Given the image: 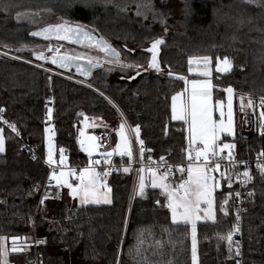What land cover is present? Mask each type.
<instances>
[{"label": "trees", "instance_id": "obj_1", "mask_svg": "<svg viewBox=\"0 0 264 264\" xmlns=\"http://www.w3.org/2000/svg\"><path fill=\"white\" fill-rule=\"evenodd\" d=\"M149 4L151 8L146 7ZM64 21L94 30L120 53L122 64L143 68L150 59L145 49L162 39L161 71L140 70V75L129 80L137 69L100 63L91 80L81 84L0 55V114L19 132L18 137L3 132L0 236L9 238V247L13 236L26 244L24 251L9 255V264H27L33 256L37 264H192L191 228L170 221L168 209L161 206L166 201L160 191L146 188L143 197L135 191L129 204L132 171H122L128 167L127 156H122L124 166L112 170L105 181L111 189L109 205L67 208L64 194L60 202L44 200L41 204L38 199L47 177L43 160L48 124L54 133L56 160L65 147L70 167L88 164L77 142L81 131L103 128L116 133L123 120L132 129L139 125L143 147L151 149L145 151L144 161L148 156L182 161V149L187 146L185 125L171 120L170 101L184 87L177 77H188V58L204 56L212 65L225 57L231 64L225 74L212 73V96L214 101H222L224 89L231 86L234 90V154L251 161L248 166L254 183V194L245 203L242 264H264V177L252 165L264 150V137L258 129L259 110H264L260 107L264 96V0H0V50L34 61L32 55L40 53L35 50L39 45L73 46L30 37L35 29ZM242 95L245 100L251 97L256 107L242 111L237 101ZM95 155L98 165H105L104 156L96 151ZM113 155L118 163L121 155ZM223 182L224 191L214 195L215 220L196 225L197 264H236L233 247L230 252L227 240L219 238L226 237L234 225L232 197L228 215L219 211L229 193ZM141 233L144 242L137 255ZM34 236L45 237L47 244L34 249Z\"/></svg>", "mask_w": 264, "mask_h": 264}, {"label": "snow or ice", "instance_id": "obj_2", "mask_svg": "<svg viewBox=\"0 0 264 264\" xmlns=\"http://www.w3.org/2000/svg\"><path fill=\"white\" fill-rule=\"evenodd\" d=\"M248 3H254L256 0H247ZM140 5H137L139 9ZM151 8V5H146ZM141 13L138 11L137 15ZM19 18V14H18ZM32 36H40L45 40H48L50 36H55L58 40H68L72 36L86 37L89 40L92 39L91 34L85 31V26L80 24L72 25L68 21H64L62 24L55 26H48L40 31L31 33ZM79 42V40L75 41ZM162 39H156L151 43V46L147 49L151 53V58L147 62V68H143L142 65L122 64L120 61V53L109 45L102 37L95 41V47L108 57V62H115L120 64L123 68H135L137 69L136 75H140V70L154 69L157 72L161 71L160 64L158 62V46L163 44ZM51 50V49H50ZM59 52V49L56 50ZM38 60L50 59L52 64L58 65L61 68H67L69 65L76 60H79L78 55H53L51 57H45L43 52L33 53ZM210 58L204 57H189L188 58V71L193 72L192 65L203 64L204 70L199 72L200 76H209L208 65ZM89 67H96L99 64V60L93 62L92 58L88 59ZM231 67L230 61L225 57L222 61L217 58L216 71L227 72ZM77 70L82 74L87 75V70L77 65ZM172 75L171 72L168 73ZM135 77H130L134 79ZM177 79L183 80L186 87L176 92L171 97V119L173 121H182L187 126L185 131L187 135L185 139L187 146L182 151L185 154L186 166L184 165H167L165 158L160 157L159 162L152 161V157L148 156V165H144V153L145 151H151V149H145L143 147V140L140 137V128L137 125L130 131L135 133L136 143L140 145V165L141 167L137 170L139 173L138 177V190L136 195L143 197L145 195V188L147 182H150L152 189H159L161 194L165 197L166 203L162 204V207H166L171 212V220L173 224L183 222L191 225V236H192V264H197V232L196 222L201 219L215 220V196L214 192L216 189L221 187L220 179H217L213 173H219L220 178L227 181L228 188L231 189L233 183V177L236 178V182L241 185H247L252 181L253 176L249 171L247 162L236 161L234 152L235 148L233 143H224L221 139L222 134L228 136H234V121H233V88L229 86L224 89L227 96V113L225 119V105L221 100H216L213 104L211 90L212 85L208 80H187L184 76H178ZM191 85L189 89L187 85ZM240 107L243 111L245 107L255 108L256 105L251 97L247 98L245 104V97H240ZM260 107L264 109V96L260 97ZM3 112V109H0ZM218 112L219 117L215 118L214 113ZM49 118L51 116V109H48ZM7 124L8 128L12 132L19 135L14 124L3 121ZM259 135L264 137V110L260 112L258 122ZM50 128H46L45 132H50ZM4 129L0 127V153L5 151V138L3 135ZM119 137V141L116 143L115 148L110 151L103 153L104 163L109 164L110 158L113 152L119 153L121 156L128 157V167H123L122 171L128 173L131 171V164L133 163V151L130 143L129 136L125 133V124L122 122L119 129L116 132ZM54 135V133H53ZM81 136H84L81 131ZM48 140V153L46 163L48 165L56 164L61 170L57 172L53 169L49 175V181H55L57 187L63 186L69 189L68 195L73 198H79L81 204H99L105 203L110 204L111 198L109 193L111 189L108 187L106 181L107 176L111 172L110 167L104 168L102 171H96V165L100 164L99 160H89L87 166L75 169L69 168L64 171L63 168L67 167L65 156V150L61 148L59 150V161L57 162L53 158L54 147L51 143V137H46ZM97 137L87 136L84 139H78L81 151L87 152L91 157L92 153L98 147L96 141ZM225 150L227 154L224 155ZM35 159V157H33ZM222 162L224 163L223 171H221ZM153 164L156 166L153 167ZM243 165L244 170L239 171V166ZM163 166V168H161ZM180 173L186 172V178L182 177L178 184L170 181V174L173 169ZM256 169L262 177H264V150L257 154ZM145 173L150 174L146 176ZM71 178V181H70ZM74 181V182H72ZM254 193L249 192L248 195L252 196ZM235 197L239 199L240 192L234 193ZM233 196L232 192H229L225 199L219 205V211L224 215H228L227 206L230 198ZM47 194L41 199L40 203L43 204L44 200L47 199ZM158 204L159 200L156 201ZM236 223L229 231L227 236H220L221 240H227L229 251L231 252L233 233L239 231L240 216L237 212L235 217ZM143 233H141L138 239V247L136 249L137 255L140 254L141 248L139 245L143 244ZM11 239V246L8 245V237L0 236V264H9L8 257L10 254L20 253L25 250L26 244L18 243L20 237L13 236ZM45 241H36L37 244L44 243ZM240 254L239 247L237 246L236 255ZM146 259V258H145ZM119 264V261H117ZM239 264V261H237Z\"/></svg>", "mask_w": 264, "mask_h": 264}, {"label": "built area", "instance_id": "obj_3", "mask_svg": "<svg viewBox=\"0 0 264 264\" xmlns=\"http://www.w3.org/2000/svg\"><path fill=\"white\" fill-rule=\"evenodd\" d=\"M6 54H8V52ZM0 55H2V54L0 53ZM8 55H10V54H8ZM8 55H3V56L13 59L12 55L11 56H8ZM19 61H22V62L28 64L27 60H19ZM34 67H36V66H34ZM37 68H39L41 70H44V69H42L40 67H37ZM44 71H46L48 73H51V74H54L56 76H60L62 78L68 79V80L73 81V82L79 81V80L71 77L70 75H66V74H64V73H62L60 71H57V70H54V69H51V68H50V71H48V70H44ZM79 82H82V81H79ZM79 82H77V83H79ZM123 122L126 125L127 131H128V136H129L130 143H131V146H132V151H133V163L131 164L132 176H131V185H130V191H129V202H131L132 199H133V196L135 194V190H136L135 189L136 188V182H137L138 174H139L137 170L141 167L140 162H139L140 161V154H139V148L140 147L136 143V138H135L134 133L130 131L132 128L128 125V123L125 120H123ZM0 127H2L4 130H7L10 133H14V132L11 131L10 128H8L7 124L3 123V119L1 117V114H0ZM93 136L98 138L97 141H96L98 147L95 150L96 154L98 156H102L103 153H106V152L110 151L113 148L112 147L113 137H112V132L111 131H109L107 129H103V128H97V129L93 130ZM15 137H18V135H16V133H15ZM24 147L27 150H29V148L27 146H24ZM63 149L65 150V153H64L65 156L68 157L67 148L63 147ZM232 151L234 152V149ZM226 154H227V150H225L224 155H226ZM234 156H235V154H234ZM59 158H60V156H59ZM117 158L119 160L118 163H116L114 161L115 155H112V157L110 158L109 164H107V165L106 164L105 165H98V166H96V169L100 172L106 167H110L112 170H116L119 166H124L122 164L123 157L119 156ZM159 160L160 159L152 160V161L159 162ZM235 160L238 161V162H240V161L247 162L248 165L251 163L250 160H241V159L236 158V156H235ZM56 161L58 162L59 159L56 160ZM165 161H166L167 165H173V166H176V165H184V166H186V163H187L186 160H185L184 152H183V160L182 161H169V160H166V159H165ZM43 162L47 166V177H46L45 182L43 184V187H42V189L40 191L38 203H40L41 199L44 198L46 194H47L48 198L45 199V200L60 202L62 200L63 194H64L63 193V187L62 186L57 187L54 182L49 181L50 172H52L53 169L58 170L60 168L57 167L56 164L51 165V166L48 165L45 160H43ZM148 163H149L148 161H144L145 167H147ZM224 163L225 162H222L221 171H223ZM256 163H257V157L254 158V161H252L253 169H254L255 172H257ZM155 166L156 165L153 164V167H155ZM161 168H163V166H161ZM243 170H244V167L241 164L239 166V171L242 172ZM185 175H186V172L182 174L180 172L175 171V168H174L173 172L170 174V181L173 182V183L178 184L179 181L181 180V178L185 177ZM107 178H106V180H107ZM225 182H226V186L228 188L227 181L225 180ZM253 184L254 183H253V180H252L247 185H241L240 183L236 182V178L233 177L232 187H231V189L228 188L229 192L233 193L232 199H233V203H234V224L236 223L235 217L237 215V212L239 213V216H240L239 231L233 233V241H232V247H233L234 254H235L236 264H237V261H239V264H242V247H243L242 246V226H243V217H244V212H245L246 200L251 197V196L248 195V193L249 192L254 193ZM237 191L240 192V194H241L239 199H237L235 197V195H234V193L237 192ZM40 240H43L45 242L41 243V244H37L36 241H40ZM46 244H47V240H46L45 237L34 236L33 242H32V245H33L34 249H36L38 247H41V246H45ZM237 246L239 247V251H240V254L238 256L236 255ZM27 264H37L36 256H33V258Z\"/></svg>", "mask_w": 264, "mask_h": 264}, {"label": "rangeland", "instance_id": "obj_4", "mask_svg": "<svg viewBox=\"0 0 264 264\" xmlns=\"http://www.w3.org/2000/svg\"><path fill=\"white\" fill-rule=\"evenodd\" d=\"M31 21V20H30ZM31 22H33V23H35L34 21H31ZM55 23V22H54ZM51 49V50H50ZM57 49H59V52H57L56 50ZM35 50H38V51H40V52H43V53H46V54H55V53H64V54H68V55H78L79 56V58L80 59H84V60H88L89 58H92L93 59V62H96V60L98 59L99 60V63H101V64H104V66L106 65V64H113V63H109L108 62V59L109 58H107V57H105V56H103V55H95V54H93V53H91V52H89V51H86V50H83V49H79V48H76V47H73V46H69V45H66V44H53V43H45V44H43V45H39L38 47H35ZM0 53L2 54V55H8V54H6L7 52L6 51H2V50H0ZM12 54H10V55H8V56H11ZM13 57V59H17V60H27V59H22V58H20V57H17V56H15V55H12ZM9 58V57H8ZM222 61V60H221ZM27 62H28V64H30V65H33V66H36V67H40V68H42V69H44V70H48V71H50V68H48V67H46V66H44V65H42V64H39V63H37V62H35V61H31V60H27ZM194 66V65H193ZM204 70V67L203 66H200V67H198V68H196V70L195 71H197L198 72V74H199V72L200 71H203ZM209 72H211L210 71V68L208 67V69H207ZM192 75H193V73H192ZM193 79H196V80H208L209 81V79L207 78V77H204V76H200V78H190L189 80H193ZM77 82H79V81H77ZM79 83H81V84H84V83H82V82H79ZM185 87H183V89H184ZM189 89L191 88V85H189V87H188ZM182 89V90H183ZM181 90V91H182ZM180 92V91H179ZM211 96H212V94H211ZM227 96H228V94L224 91V99L222 100L223 102H224V105H225V119H226V113H227ZM212 101H213V104L215 103V101L213 100V96H212ZM170 103H171V101H170ZM234 104H235V98H234V93H233V121H234V118H235V115H234ZM49 109H51L50 107H49ZM259 112H261L260 110H259ZM51 117H52V111H51V116H50V118H49V114H48V110H47V120L48 121H50L51 120ZM170 117H171V115H170ZM214 117L215 118H218L219 117V113L218 112H215L214 113ZM47 121V122H48ZM46 128H50L51 129V131L50 132H48V133H46L45 132V136H44V139H45V143H47L48 144V140L46 139V137H51V142H53V131H52V126H51V124H48L46 127H45V129ZM186 128H187V126H186ZM134 135H135V133H134ZM186 135H187V132H186ZM223 135H225V137L227 136L228 137V139L227 140H225L226 141V143H232V136H228L227 134H223ZM48 146V145H47ZM45 154H46V151H45ZM45 157H46V155H45ZM64 169V168H63ZM61 169H58V170H56L57 172H59ZM65 171V170H64ZM67 171V170H66ZM52 172H50V174H51ZM49 174V175H50ZM213 175H216V178L217 179H220V182H221V187H222V183H223V178H220V176H219V173H215V174H213ZM138 176H139V174H138ZM138 181V180H137ZM53 182H55V181H53ZM136 187H137V182H136ZM220 187V188H221ZM220 188H218V189H216L215 190V192H214V194L216 193V191H219L220 190ZM136 189V188H135ZM90 204H93V203H90ZM99 204H101V203H99ZM129 204H131V202H129ZM79 205H86V204H81L80 202H79ZM94 205H96V204H94ZM169 211V210H168ZM169 215H170V220H171V212L169 211ZM203 219H201V220H198V221H202ZM205 220V219H204ZM172 221V220H171ZM180 223H183V222H180ZM189 226L191 227V225L189 224ZM192 237V236H191Z\"/></svg>", "mask_w": 264, "mask_h": 264}, {"label": "water", "instance_id": "obj_5", "mask_svg": "<svg viewBox=\"0 0 264 264\" xmlns=\"http://www.w3.org/2000/svg\"><path fill=\"white\" fill-rule=\"evenodd\" d=\"M57 24H62V23H57ZM57 24H49V25H45L41 28H38V29H35L33 30L32 32H35V31H40L41 29L45 28V27H48V26H55ZM73 25V24H72ZM85 31L89 32L91 34V37L92 39L89 40L88 38L86 37H76V36H72L71 39H68V40H58L55 38V36H50V38L48 40H45L43 37H40V36H32L31 33H30V37L31 38H34V39H38V40H41V41H49V40H54V41H58V42H64V43H68L70 45H73L75 47H79V48H83V49H87V50H91V51H94L100 55H103L105 56V54L103 52H100L96 47H95V41L100 39L101 37L99 36V34L97 32H95L94 30H91V29H87L85 28ZM79 40V42H75ZM152 43V42H151ZM151 43L150 45L148 46V48L151 46ZM145 49V51L147 53H149L147 51V49ZM44 54V53H43ZM158 55H159V46H158ZM45 57H51V56H46L44 54ZM57 56H61V55H57ZM106 57V56H105ZM32 58L35 62L37 63H40V64H48L50 65L52 68L56 69L57 71H60L66 75H70L71 77L79 80V81H82L83 83H88L90 80H91V77H92V72L95 70V69H99L101 67V64L99 63L98 66L96 67H89V64H88V60H84V59H80L79 60H76V61H73L69 67L67 68H61L59 67L58 65H55V64H52L50 59H47V60H38L36 59L35 55L33 54L32 55ZM108 58V57H107ZM150 58H151V53H150ZM150 60V59H149ZM159 62V60H158ZM95 63V62H94ZM80 65L81 68L87 70L88 74L85 75V74H82V72L78 71L77 70V65ZM150 70H154V69H148V71ZM145 72V70H143ZM143 71H140V73H142ZM147 71V70H146ZM156 71V70H155ZM138 75H135L132 76V77H136ZM131 80V79H129ZM238 101V104H239V107H240V97L237 99ZM247 103V100H245V104ZM241 108V107H240ZM248 108V107H247ZM250 110L252 108H249ZM112 137H113V141H112V144L115 143V135L112 133Z\"/></svg>", "mask_w": 264, "mask_h": 264}, {"label": "crops", "instance_id": "obj_6", "mask_svg": "<svg viewBox=\"0 0 264 264\" xmlns=\"http://www.w3.org/2000/svg\"><path fill=\"white\" fill-rule=\"evenodd\" d=\"M194 65V66H193ZM192 65V68H193V72H191V73H188V77L186 78L187 80H189L190 78H200V75L198 74V72L197 71H195L196 70V68H198V67H200V66H203V64H201V65H196V64H193ZM208 67L210 68V71L211 72H209L210 74H209V76H207V78L209 79V81H210V83H211V85H212V81H211V76H212V73L213 72H217L216 71V63L214 64V65H212L211 64V62H209V65H208ZM230 69H231V67L229 68V70L227 71V72H229L230 71ZM227 72H219V73H221V74H225V73H227ZM192 73H193V75H192ZM190 85V84H189ZM189 85H187V87H189ZM184 87H186V85H185V83H184ZM211 94H212V90H211ZM170 115H171V103H170ZM172 120V119H171ZM173 121V120H172ZM174 122H182V121H174ZM124 123V122H123ZM125 124V123H124ZM185 129H186V125H185ZM83 133H84V136L82 137L81 136V134H80V139H84V137H87V136H93V131L91 130V129H87V130H85V131H83ZM113 133V132H112ZM125 133L128 135V131H127V128H126V125H125ZM114 135H115V143L114 144H112V147H113V149L115 148V145H116V143L119 141V137L117 136V134L116 133H113ZM224 137H225V135H223L222 134V136H221V139L223 140V142L224 143H226V139H224ZM52 143V145H53V147H54V153H53V158L56 160V149H55V144H54V141L53 142H51ZM44 145H45V151H46V154L44 153V160L46 161V158H47V153H48V144L47 143H45V141H44ZM86 153V155H87V157H88V161L91 159V160H93V161H95L94 160V158L96 157V155H95V151L92 153V155H91V157L88 155V153L87 152H85ZM117 154H119V153H117ZM45 155H46V157H45ZM120 155V154H119ZM66 165H67V163H66ZM87 166V165H86ZM69 168H74V167H70V166H68L67 165V167H65L63 170H68ZM81 168H83V167H81ZM75 169H80V168H75ZM96 171H97V169H96ZM145 175L146 176H149L150 174H147V173H145ZM214 176H216V175H214ZM139 177V176H138ZM185 178H186V175H185ZM138 180V179H137ZM70 181H71V178H70ZM53 182V181H52ZM72 182H74V181H72ZM55 183V182H54ZM63 187V186H62ZM146 188H151V186H150V182H147V186H146ZM145 188V189H146ZM152 189V188H151ZM63 190H64V195H65V202H66V206H67V208H74V207H76V206H84V205H79V202H80V200H79V198H73V197H71V196H69L68 195V192H69V189H67L66 187H63ZM138 190V181H137V187H136V190L135 191H137ZM154 190H158V191H160L159 189H154ZM221 191H224V182L222 183V187L220 188V190L219 191H216V193L217 192H221ZM215 193V194H216ZM214 194V195H215ZM109 196H110V198H111V195H110V193H109ZM166 201V200H165ZM86 205H94V204H90V203H88V204H86ZM96 205H109V204H105V203H101V204H96ZM171 221V220H170ZM213 220H207V219H203L202 221H197L196 222V225L199 223V222H212ZM172 222V221H171ZM177 224H179V223H177ZM189 225V224H188ZM191 228V227H190Z\"/></svg>", "mask_w": 264, "mask_h": 264}, {"label": "flooded vegetation", "instance_id": "obj_7", "mask_svg": "<svg viewBox=\"0 0 264 264\" xmlns=\"http://www.w3.org/2000/svg\"><path fill=\"white\" fill-rule=\"evenodd\" d=\"M44 54L47 55L46 53H44ZM53 55H66V54H64V53H55V54H50V55H47V56H53Z\"/></svg>", "mask_w": 264, "mask_h": 264}]
</instances>
